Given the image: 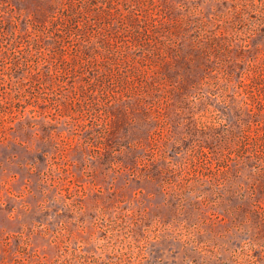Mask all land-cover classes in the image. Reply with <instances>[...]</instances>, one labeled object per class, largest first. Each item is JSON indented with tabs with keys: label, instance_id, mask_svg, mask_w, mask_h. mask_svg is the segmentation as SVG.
Masks as SVG:
<instances>
[{
	"label": "rangeland",
	"instance_id": "1",
	"mask_svg": "<svg viewBox=\"0 0 264 264\" xmlns=\"http://www.w3.org/2000/svg\"><path fill=\"white\" fill-rule=\"evenodd\" d=\"M0 264H264V0H0Z\"/></svg>",
	"mask_w": 264,
	"mask_h": 264
}]
</instances>
